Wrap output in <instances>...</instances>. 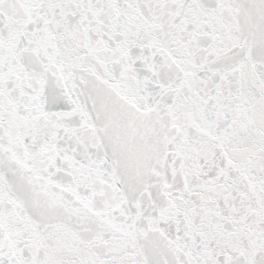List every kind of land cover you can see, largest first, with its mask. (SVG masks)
Here are the masks:
<instances>
[{
	"label": "snow or ice",
	"instance_id": "6c2138e0",
	"mask_svg": "<svg viewBox=\"0 0 264 264\" xmlns=\"http://www.w3.org/2000/svg\"><path fill=\"white\" fill-rule=\"evenodd\" d=\"M0 264H264V0H0Z\"/></svg>",
	"mask_w": 264,
	"mask_h": 264
}]
</instances>
